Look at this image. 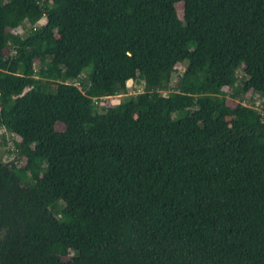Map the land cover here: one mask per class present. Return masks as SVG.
Segmentation results:
<instances>
[{"label":"trees","instance_id":"16d2710c","mask_svg":"<svg viewBox=\"0 0 264 264\" xmlns=\"http://www.w3.org/2000/svg\"><path fill=\"white\" fill-rule=\"evenodd\" d=\"M262 109L264 0H0V264H264Z\"/></svg>","mask_w":264,"mask_h":264},{"label":"rangeland","instance_id":"374dc122","mask_svg":"<svg viewBox=\"0 0 264 264\" xmlns=\"http://www.w3.org/2000/svg\"><path fill=\"white\" fill-rule=\"evenodd\" d=\"M178 9L181 10L182 9V5L181 4H178ZM14 31H17V32H24V29L23 27H18L16 29H14ZM11 51L10 50H6V53H10ZM184 66L185 64H178L176 65V72L174 73L173 75V80L177 77V75L179 73L182 72V70L184 69ZM145 89V82L143 80H139V81H136V80H131L129 81L128 83V91L126 93H122V94H119V95H116V96H110L109 98L106 99V101H103L101 102V110H103L104 108V105H108V106H111V105H114L116 103H118L119 101H121L125 96H128L130 94H135V93H139V92H142L144 91ZM228 88H224V90H227ZM168 90H162V93L163 94H168ZM229 93H231V90H228ZM255 100H252L251 97H252V93H248L244 96V100H245V103L249 104V105H254L255 107L259 108V105L260 102H261V97L258 95V94H253ZM227 102L230 106L232 107H235L237 105V101L234 100L230 94H228L227 96ZM262 112L264 114V110L262 109ZM58 128L59 129H63V126L62 125H58ZM0 134L1 135V139H0V142H1V149H0V156L2 155L4 158L3 160L6 161V160H9L15 156H17L16 153H13L11 155H8L7 153V149L8 148H13V145H14V141L17 140L18 138H16V136H13V135H10L8 132H5L3 129L0 130ZM6 141V142H4ZM19 162L21 164H24V160L20 159Z\"/></svg>","mask_w":264,"mask_h":264},{"label":"flooded vegetation","instance_id":"af4514ba","mask_svg":"<svg viewBox=\"0 0 264 264\" xmlns=\"http://www.w3.org/2000/svg\"><path fill=\"white\" fill-rule=\"evenodd\" d=\"M4 230L0 229V237H2L4 235Z\"/></svg>","mask_w":264,"mask_h":264}]
</instances>
